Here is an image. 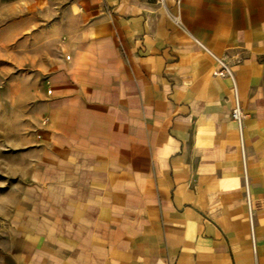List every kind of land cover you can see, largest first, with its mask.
<instances>
[{
    "label": "crops",
    "instance_id": "0c3cea01",
    "mask_svg": "<svg viewBox=\"0 0 264 264\" xmlns=\"http://www.w3.org/2000/svg\"><path fill=\"white\" fill-rule=\"evenodd\" d=\"M40 2L0 0V80L48 119L0 264H264V0Z\"/></svg>",
    "mask_w": 264,
    "mask_h": 264
},
{
    "label": "rangeland",
    "instance_id": "374dc122",
    "mask_svg": "<svg viewBox=\"0 0 264 264\" xmlns=\"http://www.w3.org/2000/svg\"><path fill=\"white\" fill-rule=\"evenodd\" d=\"M46 1L41 0L40 11L46 9ZM54 2L61 10L53 11L61 14L69 4V0ZM100 3L106 9V0H100ZM14 80L17 83L13 86ZM36 84L37 76L29 73L28 69H22L15 75L5 74L0 80V226L11 215L14 204L26 201L30 181H45L41 164L43 154L40 151L44 150L41 126L46 118H36L38 108L30 100L31 89ZM148 172L156 178V171L152 167Z\"/></svg>",
    "mask_w": 264,
    "mask_h": 264
},
{
    "label": "built area",
    "instance_id": "2783aa9c",
    "mask_svg": "<svg viewBox=\"0 0 264 264\" xmlns=\"http://www.w3.org/2000/svg\"><path fill=\"white\" fill-rule=\"evenodd\" d=\"M68 58H70L68 56ZM219 63L221 64V69H218L214 72L216 76H229L233 79L234 81V96H235V106L232 111V118L237 122L238 127H239V133H240V142H241V147L242 151L245 157V121L248 118V114L246 113L242 101L239 97L238 94V89L234 80V76L230 70V68L227 66L226 63L223 61L219 60ZM49 93H52V90H49ZM48 119H46L47 121ZM45 121V122H46ZM245 187H246V195H247V204H248V209H249V218H250V223L252 226V241H253V249H254V254L257 256L258 251H257V242H256V237H255V230H254V213H253V201L251 197V192H250V184H249V179H248V171H247V162L245 159Z\"/></svg>",
    "mask_w": 264,
    "mask_h": 264
}]
</instances>
